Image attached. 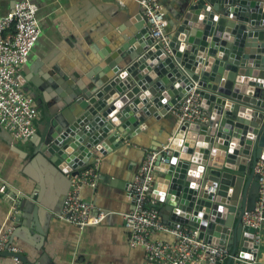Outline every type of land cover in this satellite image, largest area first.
Returning a JSON list of instances; mask_svg holds the SVG:
<instances>
[{"label": "water", "instance_id": "1", "mask_svg": "<svg viewBox=\"0 0 264 264\" xmlns=\"http://www.w3.org/2000/svg\"><path fill=\"white\" fill-rule=\"evenodd\" d=\"M127 18L125 41L116 58L107 55L101 71L78 80H49L58 91L60 85L65 89L60 92L65 107L55 112L45 106L44 124L27 139L45 169L36 179L38 189L19 195L13 205L10 242L21 237L30 243L20 231L45 236L40 222L42 206L48 208L49 169L67 181L66 195L72 183L68 172L80 175L94 166L97 157L147 128L151 117H170L172 105L195 87L209 120L177 126L172 113L176 127L164 143L167 153L156 159L157 209L165 221L197 227L201 238L227 244L234 254L258 248L255 228L243 224L242 214L255 208V166L264 158V0L189 1L179 15L169 16L171 52L155 44L140 5ZM29 88L37 102L47 101L35 81ZM19 257L29 263L26 255ZM226 264H234L232 258Z\"/></svg>", "mask_w": 264, "mask_h": 264}, {"label": "crops", "instance_id": "2", "mask_svg": "<svg viewBox=\"0 0 264 264\" xmlns=\"http://www.w3.org/2000/svg\"><path fill=\"white\" fill-rule=\"evenodd\" d=\"M16 1L0 0V17L6 15ZM32 1L39 6L42 33L29 61L19 71V77L24 92L34 97L37 126L44 124L47 118L45 106L49 104L55 112L65 107L60 95L65 89L60 85L58 91L49 80L57 76L63 82L66 77L78 80L101 71L108 54L117 57V49L125 41L122 34L127 29V17L138 10L139 3L137 0ZM159 1L169 19V16L179 15L191 0ZM34 81L47 101L37 102L39 96L29 88ZM175 119L172 113L161 119L151 117L141 133L131 139L127 137L118 148L101 157L95 184L84 183L80 190L82 198L93 205V215L100 210L108 213L97 225L80 227L59 218L67 181L60 172L49 169L45 193L48 208L42 206L46 210L40 222V226L46 228L45 236L20 231V236L30 243L21 237L13 242L26 255L28 264H147L145 248L130 244V230L125 226L124 214L133 207L132 193L127 187L144 159V149L163 146L177 125ZM32 146L29 140L15 139L0 126V231L15 229V223L9 224V216L19 195L28 196L38 189L36 179L45 168L36 161V153L29 150ZM5 185L7 187L2 189ZM153 239L175 240L164 232L155 233ZM0 264L15 263L11 255L3 252ZM21 264L24 263L21 261ZM258 264H264V241Z\"/></svg>", "mask_w": 264, "mask_h": 264}, {"label": "built area", "instance_id": "3", "mask_svg": "<svg viewBox=\"0 0 264 264\" xmlns=\"http://www.w3.org/2000/svg\"><path fill=\"white\" fill-rule=\"evenodd\" d=\"M137 1L155 44L171 52L170 23L165 7L159 0ZM38 12L39 6L34 1L18 0L6 15L0 17V126L20 140L31 138L37 132L35 119L38 118V113L34 97L22 89L19 71L29 61L30 53L42 33ZM171 111L177 117V126L186 122L205 123L209 120L201 95L196 92L195 87L172 105ZM233 144L231 141L230 145ZM167 148L168 145H163L159 149H145L144 159L131 183L133 207L124 214L125 226L130 230V244L145 248L147 264H226L230 258L234 264H258V259H252L250 255L259 254L264 241V158L258 159L255 166V172L259 174L255 208L242 214L243 224L255 228L253 243L259 247H253L251 251H245L241 255V250L232 253L227 244H212L201 238L197 227L181 223L174 225L163 219L153 193L160 169L156 165V159L160 153H167ZM100 160L97 157L94 166L80 175L71 176V171L68 172L72 183L58 212L59 218L85 227L99 224L108 214L100 210L93 215V205L80 194L84 183L95 184L98 175L96 167ZM6 187L5 185L2 189ZM210 190L215 191V188ZM229 230L231 236L235 234L233 226ZM11 232L10 228L0 231V254L15 253L12 256L14 263L21 264V250L10 242ZM157 232L168 233L175 240L153 239Z\"/></svg>", "mask_w": 264, "mask_h": 264}]
</instances>
